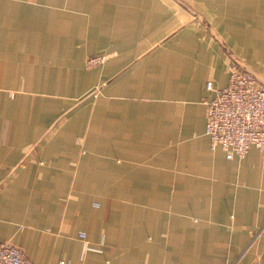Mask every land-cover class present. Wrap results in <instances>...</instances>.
Segmentation results:
<instances>
[{
    "label": "crops",
    "instance_id": "1",
    "mask_svg": "<svg viewBox=\"0 0 264 264\" xmlns=\"http://www.w3.org/2000/svg\"><path fill=\"white\" fill-rule=\"evenodd\" d=\"M223 45L264 86V0H0V241L34 264H264V152L205 133Z\"/></svg>",
    "mask_w": 264,
    "mask_h": 264
},
{
    "label": "built area",
    "instance_id": "2",
    "mask_svg": "<svg viewBox=\"0 0 264 264\" xmlns=\"http://www.w3.org/2000/svg\"><path fill=\"white\" fill-rule=\"evenodd\" d=\"M107 55L96 54L86 60L88 68L105 63ZM229 83L224 88L212 82L206 89V128L211 147H221L228 159L244 158L252 147L264 152V86L233 60L228 67ZM85 239L86 234L81 233ZM0 264H34L27 253L9 241H0ZM64 264V263H62Z\"/></svg>",
    "mask_w": 264,
    "mask_h": 264
},
{
    "label": "water",
    "instance_id": "3",
    "mask_svg": "<svg viewBox=\"0 0 264 264\" xmlns=\"http://www.w3.org/2000/svg\"><path fill=\"white\" fill-rule=\"evenodd\" d=\"M223 46L225 47V49H227L228 52L230 51L225 45H223ZM229 54H230L232 60H233L235 63H237V64H238L243 70H245V71H247V72L253 74L249 69L245 68L244 65L241 64V62L239 61V59H238V60L236 59L237 57H235V55H233V53L229 52ZM253 75H254V74H253ZM254 76H255V75H254ZM255 77H256V76H255ZM256 78H257V77H256Z\"/></svg>",
    "mask_w": 264,
    "mask_h": 264
}]
</instances>
